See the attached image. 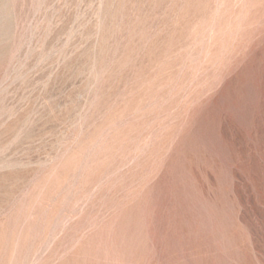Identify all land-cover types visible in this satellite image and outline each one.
<instances>
[{
  "label": "rangeland",
  "instance_id": "1",
  "mask_svg": "<svg viewBox=\"0 0 264 264\" xmlns=\"http://www.w3.org/2000/svg\"><path fill=\"white\" fill-rule=\"evenodd\" d=\"M0 264H264V0H0Z\"/></svg>",
  "mask_w": 264,
  "mask_h": 264
}]
</instances>
